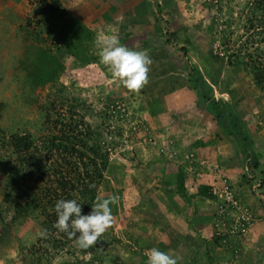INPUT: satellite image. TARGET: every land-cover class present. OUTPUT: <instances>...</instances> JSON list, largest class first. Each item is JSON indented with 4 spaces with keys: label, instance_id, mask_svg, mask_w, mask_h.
<instances>
[{
    "label": "rangeland",
    "instance_id": "rangeland-1",
    "mask_svg": "<svg viewBox=\"0 0 264 264\" xmlns=\"http://www.w3.org/2000/svg\"><path fill=\"white\" fill-rule=\"evenodd\" d=\"M262 2L0 0V264H147L154 247L190 264L191 240L213 264L241 263L253 244L264 264V85L252 71L264 67V42L247 30L249 20L264 26ZM113 34L153 60L138 92L100 61L95 41ZM72 116L109 155L97 199L120 197L113 225L88 249L55 224L44 230L40 211L14 219L27 202L18 185L39 176L12 153L11 137L30 134L43 149L59 130L52 123ZM62 156L50 163L78 177L63 159L78 160ZM9 165L25 181H11Z\"/></svg>",
    "mask_w": 264,
    "mask_h": 264
},
{
    "label": "trees",
    "instance_id": "trees-1",
    "mask_svg": "<svg viewBox=\"0 0 264 264\" xmlns=\"http://www.w3.org/2000/svg\"><path fill=\"white\" fill-rule=\"evenodd\" d=\"M262 4L264 6V2H262ZM257 7L260 11L264 12V7H262L261 4L257 5ZM50 9L52 12H55L56 7L50 5ZM259 26L260 27H257L249 20V29L247 30L248 32L250 31V36L254 37L255 42L262 43L264 42V26L261 23H259ZM243 50L244 48L239 49V53L237 52L236 55H234L235 59H237L235 61L236 63H240L238 62V59L241 58L240 54H245L242 52ZM256 57L258 56L256 55ZM249 58L251 61L254 60V54L250 55ZM258 58L262 59L263 57ZM230 59L233 61V57H230ZM232 61H230L231 65ZM252 66L256 82L260 85H264V67L262 68V63H260L259 66L255 64H252ZM196 82L197 81H195V83ZM197 86L199 87V84ZM200 97L201 102L205 100L204 95L200 94ZM210 99H212V96L208 95V100ZM212 111L221 122H232L234 118L232 112H228L226 109L223 110L213 107ZM58 122L57 120L52 123L55 126L54 130L57 128L59 130L55 134L54 132L49 133L50 139L48 140V145L46 146L45 144L46 147L44 146L43 149L38 147L36 140H34L30 134L17 135L10 139V148L13 150L12 153L21 160V164L31 167V176H39L36 181L33 179L29 181V183L25 182L18 185V187L21 188L23 197L27 199V202L24 205L20 203L16 204L14 219L15 221L23 220L32 212L40 211L45 219L43 222V229L46 231H50L52 226L56 224L55 222H57L55 204L58 200H61L58 193L63 192L62 195L66 194L67 199H76L78 203L82 205V208H84V213L82 212V214H85L96 202L98 186L104 180L102 173L105 172L109 166V155L103 153L102 147L97 145L96 138L98 134L89 128H85V122L78 121L74 116L66 120L67 123L62 126H60ZM44 150L46 153L45 156H43ZM53 153H58L61 156L62 154H68L72 159L75 157L78 162L76 161L73 165H71L69 159L64 158L63 160L70 166L78 167L75 171L78 177L70 174L64 175V167L60 168L51 164L49 155L51 157ZM16 166L18 165L16 164ZM16 168L17 167L13 166L10 168L6 167L7 171H9L8 176L10 180L15 181L14 176L18 175L17 178L19 180L25 181V174L16 170ZM51 171H54L53 174H51L53 181L46 184L43 188V180L46 181L49 178ZM91 185H95V188L90 187ZM39 193H42V196ZM73 194H78V199L74 197Z\"/></svg>",
    "mask_w": 264,
    "mask_h": 264
},
{
    "label": "clouds",
    "instance_id": "clouds-1",
    "mask_svg": "<svg viewBox=\"0 0 264 264\" xmlns=\"http://www.w3.org/2000/svg\"><path fill=\"white\" fill-rule=\"evenodd\" d=\"M101 63L108 66L112 75L119 78L123 86L138 92L148 83L153 60L148 50L135 51L120 43L117 35L98 36L95 41ZM90 187L95 188V185ZM120 202L118 195L97 199L89 214H82V205L76 199H61L55 204L57 222L55 227L67 233L81 249H88L97 244L99 238L114 222L113 206ZM79 233V235H77ZM147 264H179V258L151 248L147 253Z\"/></svg>",
    "mask_w": 264,
    "mask_h": 264
},
{
    "label": "crops",
    "instance_id": "crops-1",
    "mask_svg": "<svg viewBox=\"0 0 264 264\" xmlns=\"http://www.w3.org/2000/svg\"><path fill=\"white\" fill-rule=\"evenodd\" d=\"M226 127H227V130H231L230 126H226ZM228 149H229V151H231V153H235L234 151L231 150L230 144L228 145ZM187 212H189V210H187ZM181 227H183V225H180L178 227V229H180ZM166 228L172 230V231H170L171 232V237H174V236L176 237L177 232L173 229V223L172 222H170V224H168L166 226ZM168 237H169V235H167V238ZM191 241H192L191 248L185 253V254H187V259H188V256H190V255L192 256V258L189 259L190 264H213L212 260L209 259L210 258L209 257L210 252H209L208 248H206V250L203 253L196 254L195 248H196L197 244L193 240H191ZM170 248L171 247H165L164 248V252H168L170 254ZM252 250H256L257 253H260L259 249L257 247L256 248L254 247V244L250 245V246L247 247V251L245 253V257H243V260L241 261V263H237L238 260H239L238 259L235 264H243V263L244 264H252V263L253 264H257L258 263L257 262L258 259L256 258L257 253H253ZM262 251H261V255H262ZM177 252L184 253L183 249H181L179 247L177 248ZM240 260H241V258H240ZM262 264H263V262H262Z\"/></svg>",
    "mask_w": 264,
    "mask_h": 264
}]
</instances>
